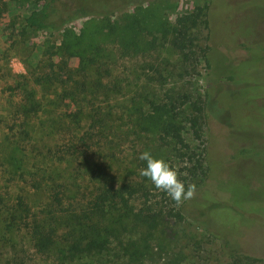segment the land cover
Instances as JSON below:
<instances>
[{
	"label": "rangeland",
	"instance_id": "rangeland-1",
	"mask_svg": "<svg viewBox=\"0 0 264 264\" xmlns=\"http://www.w3.org/2000/svg\"><path fill=\"white\" fill-rule=\"evenodd\" d=\"M204 4L208 7L209 67L198 65L190 78L183 73L181 55L162 45L159 36L178 15ZM34 7V0L10 2L0 15V109L7 104L5 98H19L17 92L7 89L22 81L18 76L39 74L45 50L60 44L63 30L30 31L24 27L23 19ZM104 20L97 15H77L64 27L75 34L85 32L92 38L90 44L100 49L96 57L100 69L94 77L110 92L108 100L100 96L94 108L104 113L100 116L106 132L104 142L97 152L56 160L58 156L47 151L62 144L66 132L53 133L51 125L46 126L50 122L36 129L27 144L29 163L48 172L59 171L61 177L53 174V178L68 180L69 188L80 196L89 190L94 165L118 176L146 150L177 169L180 165L173 160L170 147L159 146L148 133L136 137L122 132H126L130 116L149 112L163 90L197 89L206 101L210 130L203 138L209 140L205 144L211 173L204 188L194 186L190 198L196 197L199 210H191V217L186 213L185 223L177 224L180 233L190 238L187 245L174 248L163 259L155 257L153 264H264V0H146L128 4ZM108 22L116 28L114 39L105 28ZM81 61L69 60L72 72L79 69ZM93 73H88L89 79ZM29 87L56 122L61 114L74 112L70 102L61 97L60 88L44 90L30 82ZM38 116L36 126L45 119L42 113ZM87 125L88 121H82L74 131L80 134ZM2 128L0 121V131ZM186 139L191 147L200 148L189 135ZM6 166H0V194L10 203L22 192L32 205L45 200V194L23 185L21 172L10 175ZM25 238L19 234L21 244ZM24 247L29 246L26 243Z\"/></svg>",
	"mask_w": 264,
	"mask_h": 264
},
{
	"label": "trees",
	"instance_id": "trees-1",
	"mask_svg": "<svg viewBox=\"0 0 264 264\" xmlns=\"http://www.w3.org/2000/svg\"><path fill=\"white\" fill-rule=\"evenodd\" d=\"M16 1L21 0H0V15L8 10L10 2ZM138 1L146 0H34L35 7L23 19L27 30H63V33L60 44L43 53L39 74L19 75L22 81L7 88L17 92L19 98H5L7 104L0 109L3 123L0 166L8 165L6 172L10 175L21 172L23 185L45 194V200L38 205H32L23 192L11 203L7 196L0 194V264H153L155 257L163 259L174 248L187 245L190 238L180 233L177 224L185 223L186 213L191 217V210H199L196 197L176 204L140 176L144 162L139 159L118 176L109 175L99 165H94L89 190L80 196L81 193L69 188L68 180L59 182L53 178V174L61 177L59 171L48 172L36 167L25 155L36 129L50 122L46 126L51 125L53 133L66 132L64 142L55 150L47 151L53 157L58 156L56 160L99 151L106 135L100 117L104 113L94 105L100 96L108 100L110 92L99 77H94L100 69L96 59L100 49L90 44L92 38L85 32L75 34L64 27L77 15H97L106 21L126 5ZM207 8V4L196 5L191 11L178 15L159 36L162 45L181 55L183 73L190 78L198 65L209 67ZM105 28L112 39L117 36L110 22ZM75 58L82 59L81 66L72 72L69 60ZM90 71L94 72L92 79H89ZM29 82L44 90L60 88L61 97L70 102L74 112L61 114L56 122L57 118L54 120L51 112L42 108L40 96L29 87ZM173 89L163 90L149 112L136 111V116L131 115L128 128L122 133L136 137L148 133L159 146L170 147L173 160L180 165L178 178L185 188L189 185L204 188L211 173L205 144L209 140L203 138L210 130L206 101L197 89ZM39 113L44 114L45 119L37 121L36 126L34 120L40 118ZM64 119L66 124H63ZM82 121H88V125L76 134L74 129L80 128ZM186 135L198 141L200 148L191 147ZM135 203L140 206L136 207ZM20 233L25 235L24 244L29 247L19 242ZM240 256L246 258L245 254L240 253Z\"/></svg>",
	"mask_w": 264,
	"mask_h": 264
},
{
	"label": "clouds",
	"instance_id": "clouds-1",
	"mask_svg": "<svg viewBox=\"0 0 264 264\" xmlns=\"http://www.w3.org/2000/svg\"><path fill=\"white\" fill-rule=\"evenodd\" d=\"M138 159L144 162L140 168V176L152 183L154 188L168 195L176 204L194 195V186L185 184L178 178V171L167 160L154 156L150 151H143Z\"/></svg>",
	"mask_w": 264,
	"mask_h": 264
}]
</instances>
